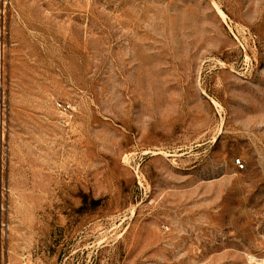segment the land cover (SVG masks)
I'll use <instances>...</instances> for the list:
<instances>
[{
  "label": "rangeland",
  "instance_id": "1",
  "mask_svg": "<svg viewBox=\"0 0 264 264\" xmlns=\"http://www.w3.org/2000/svg\"><path fill=\"white\" fill-rule=\"evenodd\" d=\"M0 264H264V0H0Z\"/></svg>",
  "mask_w": 264,
  "mask_h": 264
},
{
  "label": "built area",
  "instance_id": "2",
  "mask_svg": "<svg viewBox=\"0 0 264 264\" xmlns=\"http://www.w3.org/2000/svg\"><path fill=\"white\" fill-rule=\"evenodd\" d=\"M57 107L62 109V110H70L71 109V104L70 103H57ZM236 163L238 166L242 167V164L240 163L239 159H236Z\"/></svg>",
  "mask_w": 264,
  "mask_h": 264
}]
</instances>
